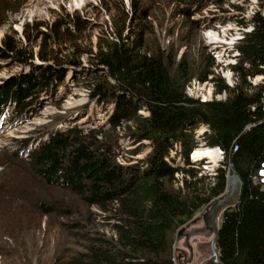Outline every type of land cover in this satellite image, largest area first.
<instances>
[{"label":"rangeland","instance_id":"obj_1","mask_svg":"<svg viewBox=\"0 0 264 264\" xmlns=\"http://www.w3.org/2000/svg\"><path fill=\"white\" fill-rule=\"evenodd\" d=\"M263 4L264 0H0V48L18 52L9 58L0 53V89L22 74L35 78L41 68H66L64 83L38 95L30 112L18 114L11 105L0 115V264H76L90 247L106 248L115 241L116 219L88 208L70 189L46 185L19 149L23 140L31 150L49 134L72 127L107 129L112 107L90 101L85 84L100 75L96 57L114 33L124 43L139 46L140 53L162 59L189 99L224 101L227 95L218 94L215 83L221 79L228 87L240 85V73L231 70L239 68L235 48ZM69 61L77 64L75 68H69ZM261 81L259 76L246 80L252 87ZM137 113L147 115L144 108ZM201 127L205 126L194 128L195 146L189 153L206 150L215 159L209 163L208 157L194 158L196 178L203 182L197 188L208 189L218 167L226 170V188L184 225L171 229L172 264H212L208 221L231 183L230 168L220 164L222 151L205 146ZM43 130L46 134L39 137ZM143 144L137 159L149 152ZM135 146L121 138L117 162L124 165L131 157L127 150ZM174 179L169 187L184 191L183 176L176 174ZM221 218L222 212L218 227Z\"/></svg>","mask_w":264,"mask_h":264},{"label":"trees","instance_id":"obj_2","mask_svg":"<svg viewBox=\"0 0 264 264\" xmlns=\"http://www.w3.org/2000/svg\"><path fill=\"white\" fill-rule=\"evenodd\" d=\"M261 8L253 13L248 21L250 31L235 48L239 68L231 70L240 73V85L228 87L221 79L215 83L216 92L227 95L224 101L189 99L162 59L140 53L139 46L124 43L114 33L97 54L100 75L85 84L90 101L112 107L107 129L72 127L49 134L31 150L28 140L20 143V153L25 151L32 170L46 185L70 189L88 208L117 221L115 241L106 248L90 247L76 264H172L171 229L184 225L226 188L222 167L217 168L208 189L197 188L203 182L196 178V161H190L188 154L195 146L193 132L198 125L206 128L201 134L205 146L223 152L220 164L233 170L241 183L238 203L222 213L217 235L219 261L264 264V189L251 181L264 161V81L253 87L246 82L247 78H264V4ZM0 53L9 58L18 52L4 47ZM17 62L26 64L25 60ZM68 64L69 68L77 65ZM44 69L36 71L35 78L22 74L0 89V115L11 105L18 114L28 113L38 95L51 93L64 83L65 67ZM142 108L147 112L144 117L137 113ZM121 138L136 145L127 150L131 157L124 165L115 154ZM143 142L149 152L137 159ZM234 145L237 149L232 152ZM203 151L195 150L193 158L207 157ZM176 174L183 176L184 191L169 187ZM186 177L193 183H187Z\"/></svg>","mask_w":264,"mask_h":264},{"label":"water","instance_id":"obj_3","mask_svg":"<svg viewBox=\"0 0 264 264\" xmlns=\"http://www.w3.org/2000/svg\"><path fill=\"white\" fill-rule=\"evenodd\" d=\"M230 186L228 189V194L225 199L221 200L215 210L211 213L210 219L208 221V228L213 233V237L210 243L211 256L213 258L212 264H221L218 257L217 249V235H218V225H217V215L220 212H224L228 208L236 206L239 200V193L241 188L240 180L237 175L230 169ZM181 264V263H180Z\"/></svg>","mask_w":264,"mask_h":264},{"label":"built area","instance_id":"obj_4","mask_svg":"<svg viewBox=\"0 0 264 264\" xmlns=\"http://www.w3.org/2000/svg\"><path fill=\"white\" fill-rule=\"evenodd\" d=\"M201 128H202L203 132H204V130H206L205 127H201ZM236 149H237V146L234 145L232 147V152L236 151ZM190 155L192 156L193 154L190 153ZM191 156H190V158H191ZM177 159H179V158H177ZM222 159H223V152H220V161ZM191 160H192V158H191ZM180 161H181V159H179V162ZM180 163H181V165L183 164L182 161ZM262 173H264V161L259 163V165L255 171V174L251 178V181L254 185H257V186L264 189V175H262Z\"/></svg>","mask_w":264,"mask_h":264},{"label":"bare ground","instance_id":"obj_5","mask_svg":"<svg viewBox=\"0 0 264 264\" xmlns=\"http://www.w3.org/2000/svg\"><path fill=\"white\" fill-rule=\"evenodd\" d=\"M203 152H206V154H204L205 156H207L208 158H209V161H211L212 163H214V159H215V155L213 154V153H209V152H207V151H203ZM191 154H193V153H191ZM191 155H190V153L188 154V158L190 157ZM192 157V159L194 160V161H196L194 158H193V155L191 156Z\"/></svg>","mask_w":264,"mask_h":264},{"label":"snow or ice","instance_id":"obj_6","mask_svg":"<svg viewBox=\"0 0 264 264\" xmlns=\"http://www.w3.org/2000/svg\"><path fill=\"white\" fill-rule=\"evenodd\" d=\"M262 175H264V173H262Z\"/></svg>","mask_w":264,"mask_h":264},{"label":"flooded vegetation","instance_id":"obj_7","mask_svg":"<svg viewBox=\"0 0 264 264\" xmlns=\"http://www.w3.org/2000/svg\"><path fill=\"white\" fill-rule=\"evenodd\" d=\"M182 264V263H181Z\"/></svg>","mask_w":264,"mask_h":264}]
</instances>
